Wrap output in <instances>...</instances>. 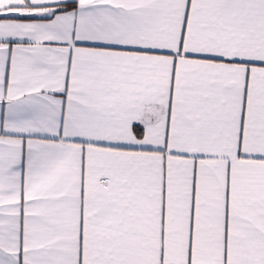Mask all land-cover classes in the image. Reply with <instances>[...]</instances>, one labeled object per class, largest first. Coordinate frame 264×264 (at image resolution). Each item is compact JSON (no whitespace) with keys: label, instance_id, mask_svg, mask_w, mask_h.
Masks as SVG:
<instances>
[{"label":"snow or ice","instance_id":"6c2138e0","mask_svg":"<svg viewBox=\"0 0 264 264\" xmlns=\"http://www.w3.org/2000/svg\"><path fill=\"white\" fill-rule=\"evenodd\" d=\"M0 264H264V0H0Z\"/></svg>","mask_w":264,"mask_h":264}]
</instances>
